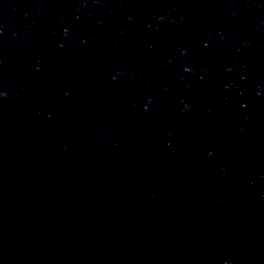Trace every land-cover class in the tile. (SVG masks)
<instances>
[{
	"label": "water",
	"instance_id": "95a60500",
	"mask_svg": "<svg viewBox=\"0 0 264 264\" xmlns=\"http://www.w3.org/2000/svg\"><path fill=\"white\" fill-rule=\"evenodd\" d=\"M0 264H264V0H0Z\"/></svg>",
	"mask_w": 264,
	"mask_h": 264
}]
</instances>
